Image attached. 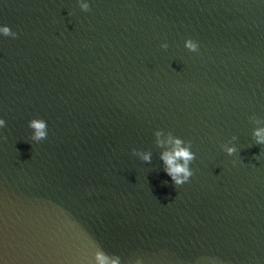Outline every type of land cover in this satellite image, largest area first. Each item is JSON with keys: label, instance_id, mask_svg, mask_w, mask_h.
Masks as SVG:
<instances>
[{"label": "water", "instance_id": "water-1", "mask_svg": "<svg viewBox=\"0 0 264 264\" xmlns=\"http://www.w3.org/2000/svg\"><path fill=\"white\" fill-rule=\"evenodd\" d=\"M80 2L0 0V264H264V0Z\"/></svg>", "mask_w": 264, "mask_h": 264}, {"label": "clouds", "instance_id": "clouds-1", "mask_svg": "<svg viewBox=\"0 0 264 264\" xmlns=\"http://www.w3.org/2000/svg\"><path fill=\"white\" fill-rule=\"evenodd\" d=\"M89 7L87 0H81L80 8L87 10ZM16 32L10 30L7 24H0V37L2 36H12L15 37ZM161 48H167L168 44L166 41L161 42ZM184 47L189 51L198 50V41L186 37L184 39ZM28 127L33 131L31 133L32 140H41L47 135V124L46 121L41 117H33L27 121ZM5 125V120L0 117V127ZM253 135L258 143H264V126L255 128L253 130ZM156 144L165 145L163 151L160 153V159L163 162V171L170 178L174 185H180L188 180L192 175V168L189 167L190 162L194 159L195 153L190 150L191 141H185L184 139L167 135L164 140L160 139V131L155 132ZM136 155L142 160H148L150 158V153L147 151H139L136 149L132 150ZM225 151L229 154L235 151L234 146H225ZM96 264H118V258L113 257L109 259L102 252H96L95 254Z\"/></svg>", "mask_w": 264, "mask_h": 264}]
</instances>
